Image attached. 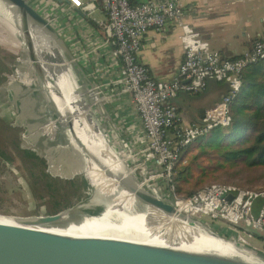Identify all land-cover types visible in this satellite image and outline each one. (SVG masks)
Segmentation results:
<instances>
[{"label":"water","instance_id":"1","mask_svg":"<svg viewBox=\"0 0 264 264\" xmlns=\"http://www.w3.org/2000/svg\"><path fill=\"white\" fill-rule=\"evenodd\" d=\"M3 2L11 16V22L6 21L14 28L19 46L18 53L11 59L2 60L1 70L7 78L4 87L6 102L14 114L9 126L19 130L20 149L30 157L43 160L46 174L51 178L67 181L78 179L86 190L93 192L92 187L82 180L80 169L84 168L83 160L81 163L79 158L80 162H74L62 150H57L55 154L63 158L56 159L53 149L48 147V143L64 138L67 130L73 129L83 137L101 165L119 185L134 195L138 205L156 209L164 217H175L188 227L199 225L210 237L231 244L241 255L189 247L193 240L200 238L175 230L166 232L155 229L151 232L166 242L164 246L115 238L73 237L46 231L52 228L67 229L72 224L81 223L63 221L62 216L70 212L66 209L56 214L25 218L0 214V219L13 223H0V264H264V258L249 251L245 244L226 239L219 231H212L204 223L179 212L147 188L142 182L141 171L128 166L105 130L103 121L110 104L104 99L99 85L92 83L77 64L50 20L30 0ZM72 75L76 77L75 82ZM34 84L43 91L56 114V117L47 116L50 105L40 102L38 113L44 116L42 123H31V116L28 115L34 111L32 108L36 102L29 99L33 95ZM97 117L102 118L101 122ZM38 118L41 117L35 119ZM151 170L157 172L154 166ZM231 198L227 197L228 200ZM92 199L101 204L98 198L92 196ZM238 229L264 242V235L241 226ZM133 233L137 237L145 232Z\"/></svg>","mask_w":264,"mask_h":264},{"label":"built area","instance_id":"2","mask_svg":"<svg viewBox=\"0 0 264 264\" xmlns=\"http://www.w3.org/2000/svg\"><path fill=\"white\" fill-rule=\"evenodd\" d=\"M99 1L107 16L102 34L112 46L113 58L121 62L120 78L111 87H99L110 106L116 97L130 96L143 129L140 139L123 141V148L113 143L117 151L130 168L141 171L142 182L159 199L186 215L210 223H224L226 228H219L222 236L232 235L230 239L244 244L240 226L264 235V188L211 184L190 198L179 199L173 196L172 185L173 168L180 161L181 153L211 130L230 125V105L241 90L242 73L264 59V40L255 42L250 52L224 60L187 23L181 0H144L134 6L128 0ZM168 26L180 30L184 58L178 78L156 82L139 63L141 40L148 31L162 33ZM210 80L226 83L228 93L204 111L198 125L185 131L176 130L179 116L174 98L179 94L197 95ZM153 166L156 173L151 170ZM228 196H232L231 200ZM255 201H260L257 210Z\"/></svg>","mask_w":264,"mask_h":264},{"label":"crops","instance_id":"3","mask_svg":"<svg viewBox=\"0 0 264 264\" xmlns=\"http://www.w3.org/2000/svg\"><path fill=\"white\" fill-rule=\"evenodd\" d=\"M181 2L186 10L187 23L224 60H232L250 52L255 42L264 40V0ZM30 3L43 15H51L55 31L59 36L65 35L63 39L68 50L92 83L111 87L120 78L121 62L113 58L112 46L102 34L107 16L99 0H30ZM66 3L73 6L71 18L65 13ZM60 16L69 19V22L59 21ZM88 21L95 26H91ZM179 36L180 30L173 26H168L162 33L148 31L143 36L138 60L154 81L171 82L178 78V70L184 58ZM227 93L226 83L210 80L197 95L176 96L173 103L179 122L175 129L185 131L198 125L204 111ZM107 113L103 124L117 148H123V141L135 142L142 137L143 129L130 96L116 97ZM251 238L247 235L245 239L249 241ZM256 242L264 248V242Z\"/></svg>","mask_w":264,"mask_h":264},{"label":"trees","instance_id":"4","mask_svg":"<svg viewBox=\"0 0 264 264\" xmlns=\"http://www.w3.org/2000/svg\"><path fill=\"white\" fill-rule=\"evenodd\" d=\"M128 2L134 6L141 1ZM1 63L2 59L0 75ZM241 81V90L230 105V125L211 130L181 153L180 161L173 168L174 197L194 196L205 187L203 183L210 178L212 181L217 173L233 170L235 175L247 176L249 182L256 176L264 177V59L248 66L242 73ZM18 134V129L10 127L0 118V161L14 165L19 160L28 164L30 169L40 171L39 177L48 188L51 187L54 181L43 172V160L30 157L20 149ZM65 185L73 189L75 183L65 182ZM85 212L91 216L100 214L99 209Z\"/></svg>","mask_w":264,"mask_h":264},{"label":"rangeland","instance_id":"5","mask_svg":"<svg viewBox=\"0 0 264 264\" xmlns=\"http://www.w3.org/2000/svg\"><path fill=\"white\" fill-rule=\"evenodd\" d=\"M76 1L78 2V0ZM52 4L54 5L55 3L52 2ZM64 7L65 13L69 14V18H71V16L73 17L72 6L70 7V5L66 3ZM46 18L49 19L52 24L54 23L51 15L46 16ZM58 18L59 21L65 20V22H69V19L66 20L67 18H64V16H60ZM56 24L57 23H55V26ZM6 32L7 34L9 33V35H7ZM60 37L64 41L63 37H65V35H60ZM6 39L9 42H7ZM65 45L67 46L66 43ZM18 48L19 46L14 28L11 27L9 23L5 22V20L0 16V59L5 61L11 59L16 53H18ZM0 78V118L9 124L12 122L14 115L12 114L10 106L6 102V93L4 87L7 85V78H5L2 74L0 75ZM36 84H34L32 87L33 95L29 97V99H34L36 101L34 102L35 105L32 108L34 111H31L28 115L31 116V123H36L38 121L42 123L44 121V116L42 117V115L38 113V105H40V102L44 105L49 104V101L44 95L43 91ZM46 115H53L56 117L53 106L50 105L48 107ZM35 116L41 118H38L39 120H37L35 119ZM67 131L69 132V130ZM59 141L61 146L66 145L65 141H63V138ZM51 145L54 144H49L48 147H51ZM84 171L85 164L84 168L80 169L82 180L85 184L92 187L93 194L86 190L78 181V179L74 181L75 185L73 189H69V187L65 185V182L58 178H53L54 182H52V186L48 188L46 182L39 177L40 171L38 172L36 169H30L28 164H25L19 160H16L14 165L6 164L3 161H0V214L17 218H25L32 216L51 215L54 212L58 213L69 209L71 213L70 215H74L75 219L66 221L76 222L81 221L79 218L82 219L89 216L86 214L85 210L99 209L100 214L98 216H100L104 212V207L102 204L96 203L95 200L92 199V196L94 197V195H96L97 189H99V183L93 179L85 180ZM43 172L46 173L45 162ZM214 177L215 178L212 181L210 178L208 181H205L203 185L206 187L211 184H223L241 189L264 188V177L258 178L256 176L249 182L247 176L235 175L233 174V170L227 173H217L214 175ZM259 205L260 202L255 201V210L258 209ZM188 216L193 220L206 223L205 226L209 227L212 231H219V228L221 227L226 228L225 224L222 222L210 223L209 221L199 219L195 216ZM230 236L232 235H224L223 237L230 240ZM241 237L243 240H245L244 244L247 249H249V251L255 252L258 257L264 258V248H261L256 244L257 239L255 240L251 238L248 239L249 241H246L245 238L247 237V234L244 233L241 234ZM233 241L236 243H241L237 239Z\"/></svg>","mask_w":264,"mask_h":264},{"label":"bare ground","instance_id":"6","mask_svg":"<svg viewBox=\"0 0 264 264\" xmlns=\"http://www.w3.org/2000/svg\"><path fill=\"white\" fill-rule=\"evenodd\" d=\"M0 16L5 21L7 20L9 23L11 22L9 9L3 0H0ZM7 35H9V33ZM72 76L74 78L72 80L75 82L76 77H74V75ZM97 118L98 121L101 122L102 118ZM63 141L66 143L65 146H61L59 140L51 141L54 144L51 145L54 153L53 157L59 160L62 159L63 157L60 156V154H55L57 150H62V153H65L66 157H69V159L74 162H80V160H83L85 164V180L93 179L99 183V189H97L94 197L98 198L104 207V212L97 217L79 218V220H81L80 224H72L67 229L52 228L46 229V231L73 237L115 238L164 246L166 242L162 240L160 236H157L156 233L151 232L155 231V229H161L166 232L168 230H175L179 231L181 234L200 238V240H193L189 244V247H202L207 250L217 251L221 254L241 255V252L235 249L231 244L210 237V234L199 225L188 227L184 222L179 221L175 217H164L162 213L156 209L145 205H138L139 202L134 195L130 194L119 185V183L101 165L97 156L90 149V146L83 137L73 129L66 132ZM68 142L74 143V145L69 144ZM113 191L116 192L114 193ZM178 211L181 212L180 210ZM70 214L71 213L68 212L67 215L62 216V220L75 219L74 215ZM0 223L13 224L11 221L4 219H0ZM184 230H186V232ZM134 231L145 233L142 236L138 235L136 237L134 236ZM180 244L183 245V243ZM174 245L177 246L176 242ZM242 255L247 256L246 253H242Z\"/></svg>","mask_w":264,"mask_h":264},{"label":"flooded vegetation","instance_id":"7","mask_svg":"<svg viewBox=\"0 0 264 264\" xmlns=\"http://www.w3.org/2000/svg\"><path fill=\"white\" fill-rule=\"evenodd\" d=\"M61 180V179H60ZM76 179H74V180H71V181H67V180H62V181H64V182H74Z\"/></svg>","mask_w":264,"mask_h":264}]
</instances>
